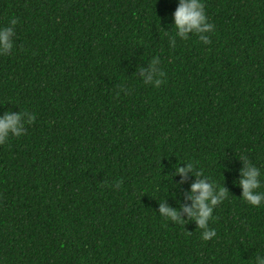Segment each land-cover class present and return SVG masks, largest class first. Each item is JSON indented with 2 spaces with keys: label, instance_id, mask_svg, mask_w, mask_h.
Segmentation results:
<instances>
[{
  "label": "trees",
  "instance_id": "16d2710c",
  "mask_svg": "<svg viewBox=\"0 0 264 264\" xmlns=\"http://www.w3.org/2000/svg\"><path fill=\"white\" fill-rule=\"evenodd\" d=\"M177 3L0 0V27L17 22L0 115H35L0 145V264H251L264 250V205L237 185L243 154L264 192V0H203L210 43L169 47ZM153 57L158 88L140 80ZM189 161L228 193L208 242L182 211Z\"/></svg>",
  "mask_w": 264,
  "mask_h": 264
},
{
  "label": "clouds",
  "instance_id": "9594fccd",
  "mask_svg": "<svg viewBox=\"0 0 264 264\" xmlns=\"http://www.w3.org/2000/svg\"><path fill=\"white\" fill-rule=\"evenodd\" d=\"M16 20H11L6 27H0V56L8 55L13 49L15 37ZM215 25L210 23L205 14L203 0H178L177 7L172 13V28L174 36L169 38V47H174L176 38L186 40L189 34L198 35L202 44L210 43L207 33L214 30ZM161 61L153 57L146 69H139L141 81L144 85H151L153 88L161 86L165 72L158 67ZM35 119L33 113L27 111L10 113L5 111L0 115V145L6 144L11 137H21L25 128ZM243 162V167L239 171L238 187L241 189L243 202L253 208L264 205V192L259 191L261 187L260 168L249 163L246 155L239 158ZM191 173L197 179L190 185L188 199L191 206L183 207L185 215L195 223L200 230V239L204 242L212 240L216 236V230L209 227L212 219L213 209L221 204L228 195L226 189L221 185L217 186L209 180L201 171L194 168V164L189 161L184 163V167H175V174L183 181L186 174ZM112 187L118 189L120 181H116ZM175 186V185H174ZM159 216L165 222L183 224L176 209L165 206L163 202L158 208ZM251 264H264V250L254 254Z\"/></svg>",
  "mask_w": 264,
  "mask_h": 264
}]
</instances>
